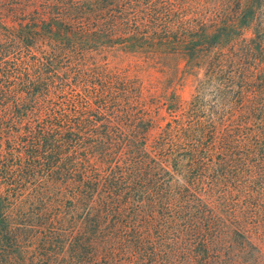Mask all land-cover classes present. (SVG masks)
<instances>
[{"label":"trees","instance_id":"trees-1","mask_svg":"<svg viewBox=\"0 0 264 264\" xmlns=\"http://www.w3.org/2000/svg\"><path fill=\"white\" fill-rule=\"evenodd\" d=\"M0 264H264V0H0Z\"/></svg>","mask_w":264,"mask_h":264},{"label":"rangeland","instance_id":"rangeland-1","mask_svg":"<svg viewBox=\"0 0 264 264\" xmlns=\"http://www.w3.org/2000/svg\"><path fill=\"white\" fill-rule=\"evenodd\" d=\"M216 2H217V0H210V6H212V4H215ZM197 10L200 13L201 12L205 13V10H203L201 8H199ZM202 15H204V14H202ZM6 24L12 25V23L10 24L9 21H6ZM247 36H251V32H247ZM110 60L112 61L111 66H113V67L125 68L128 64V61L122 60V57H120V56L112 58ZM177 94L180 96V98L184 102L189 101L191 99L192 94H193V83L187 81L184 84L179 85L178 90H177Z\"/></svg>","mask_w":264,"mask_h":264}]
</instances>
